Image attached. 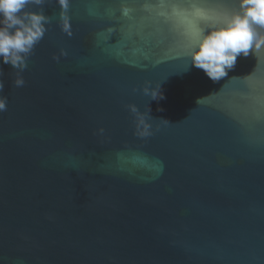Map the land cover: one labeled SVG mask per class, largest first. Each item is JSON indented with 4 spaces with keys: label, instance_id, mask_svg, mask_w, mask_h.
<instances>
[{
    "label": "water",
    "instance_id": "95a60500",
    "mask_svg": "<svg viewBox=\"0 0 264 264\" xmlns=\"http://www.w3.org/2000/svg\"><path fill=\"white\" fill-rule=\"evenodd\" d=\"M27 10L51 21L0 63V264H264V48L190 64L239 0H68L71 35Z\"/></svg>",
    "mask_w": 264,
    "mask_h": 264
},
{
    "label": "clouds",
    "instance_id": "9594fccd",
    "mask_svg": "<svg viewBox=\"0 0 264 264\" xmlns=\"http://www.w3.org/2000/svg\"><path fill=\"white\" fill-rule=\"evenodd\" d=\"M43 3L44 0H0V63L10 64L18 72L26 69L28 57L43 39L46 25L51 21L42 10L28 11L27 6ZM57 3L61 8L62 29L68 32L69 23L64 11L68 0H57ZM258 28L264 29V0H239V10L231 13L223 26L209 29L198 37L190 50L191 66L201 69L213 82L219 81L235 66L239 55L248 56L250 50L255 54L264 48V36ZM61 55L67 53L62 51ZM13 83L22 87L25 82L18 75ZM3 89L4 82L0 80V93ZM143 91L154 100L163 99L161 86ZM6 110L7 97L0 95V112ZM138 134L151 135L150 125L145 123L142 131L138 129Z\"/></svg>",
    "mask_w": 264,
    "mask_h": 264
},
{
    "label": "snow or ice",
    "instance_id": "6c2138e0",
    "mask_svg": "<svg viewBox=\"0 0 264 264\" xmlns=\"http://www.w3.org/2000/svg\"><path fill=\"white\" fill-rule=\"evenodd\" d=\"M195 39H198V36H196Z\"/></svg>",
    "mask_w": 264,
    "mask_h": 264
}]
</instances>
